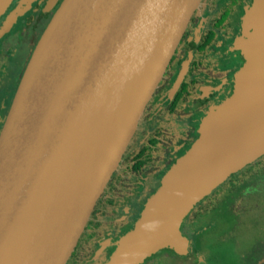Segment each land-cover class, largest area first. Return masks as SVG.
Here are the masks:
<instances>
[{
  "label": "water",
  "instance_id": "95a60500",
  "mask_svg": "<svg viewBox=\"0 0 264 264\" xmlns=\"http://www.w3.org/2000/svg\"><path fill=\"white\" fill-rule=\"evenodd\" d=\"M31 1L7 14L0 37ZM202 1H62L0 129V264L68 262ZM11 2L0 0V18ZM242 27L233 92L203 116L104 264H142L166 247L187 255L184 219L264 155V0H253Z\"/></svg>",
  "mask_w": 264,
  "mask_h": 264
},
{
  "label": "flooded vegetation",
  "instance_id": "af4514ba",
  "mask_svg": "<svg viewBox=\"0 0 264 264\" xmlns=\"http://www.w3.org/2000/svg\"><path fill=\"white\" fill-rule=\"evenodd\" d=\"M62 1L32 0L24 14L19 15L10 30L0 37V70L5 65L9 79L10 62L18 47L14 44L2 46L3 40L10 35L25 38L27 64L38 39ZM19 2L12 0L0 18V26ZM252 2L203 0L194 12L118 168L98 199L66 264H104L109 259L120 237L133 227L152 195L149 193L150 186L161 181L177 158L189 149L199 135L203 116L233 92L234 75L245 61L242 51L234 47V42L247 33L242 27L240 15L248 11ZM227 56L232 62L224 68ZM186 63L182 81L174 90ZM141 158L145 162L138 168ZM227 179L195 206L189 214L193 213L191 219L189 215L184 219L181 230L190 239V244L191 237L186 228L196 231L203 216L215 212L237 190L239 193L247 192L264 182V167L240 174L239 181L235 180L232 184H227ZM85 234L89 237L80 244Z\"/></svg>",
  "mask_w": 264,
  "mask_h": 264
},
{
  "label": "rangeland",
  "instance_id": "374dc122",
  "mask_svg": "<svg viewBox=\"0 0 264 264\" xmlns=\"http://www.w3.org/2000/svg\"><path fill=\"white\" fill-rule=\"evenodd\" d=\"M245 13L240 15V20ZM25 40L10 35L1 44L18 47L10 62L11 78L5 87L10 95L26 65ZM224 60V68L230 66L229 56ZM155 186L159 187V184L151 185L150 189ZM237 191L215 212L203 216L196 231L186 228L191 237L190 254L181 256L166 247L142 264H264V182L247 192ZM88 237L85 234L80 244Z\"/></svg>",
  "mask_w": 264,
  "mask_h": 264
},
{
  "label": "trees",
  "instance_id": "16d2710c",
  "mask_svg": "<svg viewBox=\"0 0 264 264\" xmlns=\"http://www.w3.org/2000/svg\"><path fill=\"white\" fill-rule=\"evenodd\" d=\"M2 71L0 70V129H1V126L3 124V120L7 114V111L9 109V106H10V103H11V99L13 97V94L15 92V90H13L11 92V95H10V92H8L7 90H5V86H6V82L7 80H9V78L7 77L8 76V72H6V68H5V65L2 66ZM22 75V73H21ZM21 75H19V77L17 78V82H16V87L18 85V82L20 80V77ZM15 87V89H16ZM189 145H187L186 148H188ZM145 161H143V158L140 159V161L138 162V168L140 166H142V164L144 163ZM259 167H264V155L259 158L257 161L253 162L252 164L248 165L247 167H245L243 170H241L240 172H237L235 175H232L229 179H227L226 183H233L235 182V180L239 181V177H240V174L242 173H245V172H249V171H252L254 170L255 168H259ZM164 171H162L159 176H158V179L160 178V176L163 174ZM161 181L158 180V183L160 185ZM156 187L155 186L152 190H151V194H153L155 191H156ZM235 187V186H234ZM158 188V187H157ZM191 215L193 216V213H191ZM189 215V219L192 218V216ZM190 224V221L189 223Z\"/></svg>",
  "mask_w": 264,
  "mask_h": 264
}]
</instances>
